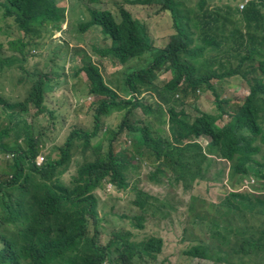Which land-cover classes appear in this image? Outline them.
Listing matches in <instances>:
<instances>
[{"label":"trees","instance_id":"trees-1","mask_svg":"<svg viewBox=\"0 0 264 264\" xmlns=\"http://www.w3.org/2000/svg\"><path fill=\"white\" fill-rule=\"evenodd\" d=\"M88 1L92 5L85 6L87 17L78 25L79 31L86 33L95 27L109 41L107 45H92L91 50L114 65L137 61L126 68L128 99L119 98L99 65L86 62L76 68L75 73L86 78V98L96 99L90 106L94 130L73 129L51 155L44 153L48 145L39 129L46 123L45 113L52 123L57 121V115L45 104L46 96L52 98L57 79L53 82L39 71L23 70L19 83L27 85L25 100L11 103L0 96V123L5 122L0 126V154L5 162L0 174V264H156L163 249L162 238L151 235L137 240L135 233L123 226L142 231L148 222L170 219V212H176L180 204L175 201L176 191L187 195L197 183L210 181L209 170L218 159L229 162L231 183L238 186L252 178L263 185L264 0H248L242 10L222 0H198L192 7L180 0H122L154 7L155 15L168 19L170 38L160 49H155L144 25L122 4ZM110 2L115 14L105 6ZM57 3L0 0L4 18L11 19L27 40H19L14 47L21 57H26L24 49L41 36V26L61 31L65 9ZM194 41L199 44L192 47ZM62 53L67 49L60 44ZM149 54L146 65L138 62ZM56 60L54 56L51 73L60 70ZM12 63L0 60V66ZM219 71L245 82L247 94L241 104L232 105L216 94L211 80ZM155 72H169L171 79L159 84ZM205 89L214 96V113L196 110L198 116L189 120L182 107L175 109L176 97L194 96ZM28 106L33 110L28 114L30 122L23 117ZM137 109L160 127L165 126L167 134L150 124L133 126L135 120H129ZM112 112L119 113L121 120L108 127L103 118ZM123 133L130 138V156L114 149V141ZM94 138L100 140L92 143ZM204 138L208 142L203 146ZM38 156L43 159L36 165ZM75 156L78 159L74 161ZM143 158L151 164L148 180L169 188L173 196L167 192L154 195L134 183L131 203L135 213L119 210L113 221L103 212L106 203L98 190L108 184L116 191L127 189L131 185L128 171L137 168L132 162L141 163ZM222 175L220 169L211 179L219 180ZM243 191L218 194L214 204L216 220L208 229L224 225L223 236L213 235L226 243L224 254L212 255L210 246L201 242L190 245L183 252L185 256L214 264H264V195L257 194L255 188L251 194ZM190 206L189 200L183 221L186 225ZM106 220L110 223L101 227ZM99 229L108 235L106 242L100 240ZM190 235L186 226L181 241Z\"/></svg>","mask_w":264,"mask_h":264},{"label":"rangeland","instance_id":"rangeland-1","mask_svg":"<svg viewBox=\"0 0 264 264\" xmlns=\"http://www.w3.org/2000/svg\"><path fill=\"white\" fill-rule=\"evenodd\" d=\"M56 1L58 2L56 6L65 9L63 17L65 24L59 32L53 30L54 28L52 26H41V36L36 39L33 45L29 44L24 49L26 54L25 58L21 57L14 47L18 45L17 42L19 40L22 42H27V40L23 38L22 33L14 26L11 19L4 18L5 12L2 13L0 11V60L14 62L10 65L4 64L0 66V96L11 103H22L25 100L27 85L23 82L19 83V79L24 74L23 70L28 72L39 71L42 75L48 76L53 82L55 78L57 79L58 84L53 86L50 94L52 98L46 96L45 100L48 110H53L55 115H57V121L52 123L48 113H45L43 116L46 117V123L43 129H39L44 135V144L48 145L44 153L51 155H54L56 152L55 148L62 145L73 129L89 132L94 130L93 109L90 106L96 103V99L93 97H89L87 100L85 99L87 96L86 78L82 73L76 74V68L86 62L99 65L104 79L117 90L119 98L128 99L126 97L127 86L124 83L126 68L130 65L135 66L137 64V61L129 60L122 65H114L108 59L100 58L98 54L91 50L90 47L92 45H107L109 41L104 40L103 36L95 27L90 28L86 33L79 31L78 25L86 20L85 17H87L85 6L92 5L88 0ZM180 1L186 7H192L198 3V0ZM222 1L228 6H238L242 0ZM113 2L122 4L134 18L144 25L147 35L154 43L155 49H160L165 46L171 33V26H169V21L166 17L155 15V8L151 6L126 4L122 0H114ZM113 2L105 6L115 14L116 8ZM195 27L191 26V28ZM51 31L54 33L50 34ZM28 42L30 41L28 40ZM60 44L66 46V54H60ZM54 56L57 58V66L60 69L58 73L50 72V68L54 66ZM150 56V54L145 55L138 62L146 65ZM109 59L112 60L111 58ZM136 68L138 70L140 64L136 65ZM153 74L156 78L155 81L159 84H161V80L166 82L171 79L169 72H155ZM211 83L214 84L219 98L221 100H229V102L233 103L232 105L241 104L247 94V85L239 77L226 78L221 81L213 79ZM148 94L150 95V93ZM211 99H213V95L210 91L206 92L205 90H200L194 96L188 94L185 98L179 95L176 97L178 103L175 109L179 110L182 107L189 116L187 118L191 120L195 116H198L196 110L214 113L215 105L212 104ZM162 108L165 109L164 106ZM31 112L33 110L30 106L27 107V114L23 112V117L28 119V121L30 120L28 114ZM118 114L112 112L105 116L103 118L104 124L108 127L117 125L121 120ZM133 120L135 121L133 122ZM224 120H227V118H224ZM129 121L130 123L133 122L132 125L135 127H146L147 124H150L152 128L159 127L163 135L167 134L165 126L160 127L156 122L151 120V116L142 114L139 109L134 111V118H131ZM4 124L5 122L2 121L0 126ZM98 140L100 139L94 138L92 143ZM114 149L116 153L123 151L130 156L132 146L129 136H126L125 133L118 136L114 141ZM3 157L0 154V174L5 170ZM77 159V156L73 157L74 161ZM132 164L136 165L137 168L128 171V182L131 185L127 189L116 191L114 187L106 185V189L98 190L101 199L106 203L103 212L109 214V218L113 221H116L113 218V214H118L119 210L125 211L127 214L135 213L136 208L131 203L134 197L132 191V184L134 183L138 188L151 194L163 195L167 192V196H173L169 188L154 184L148 180V171L151 166L149 161L144 162L143 158L141 163H138L136 160ZM220 169L223 172L222 177L219 180H212L211 177ZM66 176L67 174L64 176V179ZM208 176L210 181L197 183L187 195H183L180 190L176 191L178 195H174L175 201H179L180 204L177 206L178 209L176 212H170V219L163 220L161 223L148 222L142 231H133L130 226H123L125 231L134 232L137 240L151 235L162 238L163 249L161 254L158 255L156 264H214L210 261L192 259L184 255L183 252L190 245L201 242L210 246L212 255L224 254L225 248L227 247L226 243L221 242L219 238H213V235L216 233H221L222 236L224 235V225H221L219 229L209 231L208 224L216 220L214 204L216 203L218 194L225 196V192H229L227 190L231 185L229 164L226 161L218 160V164L209 170ZM238 188L244 190L243 193L248 194H251V189L255 188L257 189L255 191L257 194L264 195V185H260L256 181L248 183L247 180H243L242 183L238 184ZM223 189H225V192ZM233 191L235 192L237 189ZM178 196L181 198L179 199ZM189 200L191 202L190 209L187 212V222L189 225H186L183 221ZM219 222L220 219H217V223ZM109 223L110 220H106V222L101 223V227ZM186 226L192 235L185 242H182V231ZM116 229L119 230L120 226H116ZM99 232L100 240L106 242L108 235H105L101 229H99ZM225 238L228 239L229 236Z\"/></svg>","mask_w":264,"mask_h":264},{"label":"clouds","instance_id":"clouds-1","mask_svg":"<svg viewBox=\"0 0 264 264\" xmlns=\"http://www.w3.org/2000/svg\"><path fill=\"white\" fill-rule=\"evenodd\" d=\"M248 2V0H242L239 4H238V8L240 9V10H242V8H243V6H244V4H246ZM242 6V7H241ZM194 43L196 44V45H198L199 43L197 42V41H194ZM195 44H192L191 46L192 47H195L196 45ZM218 74H219V76L218 77H216V78H213V79H215V80H217V81H221V80H224V79H226V78H231V77H238V76H225V75H222V71H219L218 72ZM212 79V80H213ZM240 79V78H239ZM212 84V83H211ZM213 86H214V84H212ZM214 88H215V86H214ZM205 91L207 92L208 90L207 89H205ZM198 93H199V91H197ZM197 92L195 93V94H197ZM215 92H216V88H215ZM212 94V93H211ZM217 94V93H216ZM213 95V94H212ZM218 95V94H217ZM89 97H92V96H89ZM89 97H87V98H89ZM87 98H85L86 100H87ZM95 99V98H94ZM213 99H214V96H213ZM200 111H203V110H200ZM207 142H208V140L206 139V138H204V142H202V145L204 146V145H206L207 144ZM42 157L41 156H38L37 158H36V165H39L41 162H42ZM218 160H222V161H226L228 164H229V162L227 161V160H225V159H218ZM39 162V163H38ZM244 180H247L248 181V183H251L252 181H254L255 182V180L254 179H252V178H246V179H244ZM110 187H111V185L110 184H108ZM107 185V186H108ZM263 185H264V182H263ZM226 189V188H225ZM234 189H237V190H242V189H239L238 188V186H237V183H231V185H230V187H228L227 188V190L229 191V192H234L233 190ZM162 252V251H161ZM161 254V253H160ZM159 254V255H160Z\"/></svg>","mask_w":264,"mask_h":264},{"label":"built area","instance_id":"built-area-1","mask_svg":"<svg viewBox=\"0 0 264 264\" xmlns=\"http://www.w3.org/2000/svg\"><path fill=\"white\" fill-rule=\"evenodd\" d=\"M242 7V6H241ZM39 163V162H38Z\"/></svg>","mask_w":264,"mask_h":264}]
</instances>
